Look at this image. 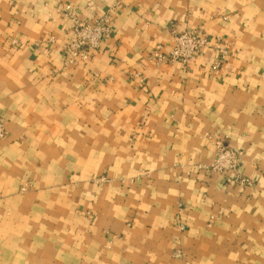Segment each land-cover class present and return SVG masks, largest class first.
<instances>
[{
	"label": "crops",
	"instance_id": "1",
	"mask_svg": "<svg viewBox=\"0 0 264 264\" xmlns=\"http://www.w3.org/2000/svg\"><path fill=\"white\" fill-rule=\"evenodd\" d=\"M185 31L218 69L155 61ZM0 117V264H264V0H0ZM217 139L252 187L199 170Z\"/></svg>",
	"mask_w": 264,
	"mask_h": 264
},
{
	"label": "built area",
	"instance_id": "2",
	"mask_svg": "<svg viewBox=\"0 0 264 264\" xmlns=\"http://www.w3.org/2000/svg\"><path fill=\"white\" fill-rule=\"evenodd\" d=\"M63 13L67 16H75L70 7H66ZM112 18L109 14L99 16L94 22H76L71 26L73 37L71 41L62 48L64 61L67 65H73L77 60L89 61L97 54L104 41L112 33ZM51 42L53 39L51 38ZM213 49L220 57L214 62V69H218L228 56V51L218 38H210L201 32L185 31L176 33L174 36V47L169 53H164L159 47L155 50L153 58L158 64L181 63L188 66L198 54L206 49ZM6 123L0 117V142L7 138ZM216 155L210 164L199 165L202 172L209 174H230V183L239 187H252L254 182L241 174L242 152L226 145L221 139L215 140ZM27 187L22 188L25 192Z\"/></svg>",
	"mask_w": 264,
	"mask_h": 264
},
{
	"label": "rangeland",
	"instance_id": "3",
	"mask_svg": "<svg viewBox=\"0 0 264 264\" xmlns=\"http://www.w3.org/2000/svg\"><path fill=\"white\" fill-rule=\"evenodd\" d=\"M53 39V41H54V38H52Z\"/></svg>",
	"mask_w": 264,
	"mask_h": 264
}]
</instances>
